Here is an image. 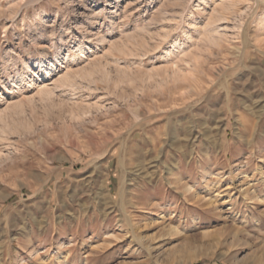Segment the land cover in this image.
Instances as JSON below:
<instances>
[{"label":"rangeland","instance_id":"rangeland-1","mask_svg":"<svg viewBox=\"0 0 264 264\" xmlns=\"http://www.w3.org/2000/svg\"><path fill=\"white\" fill-rule=\"evenodd\" d=\"M0 264H264V0H0Z\"/></svg>","mask_w":264,"mask_h":264}]
</instances>
